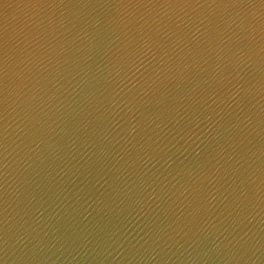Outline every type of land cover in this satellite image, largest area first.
Segmentation results:
<instances>
[{
    "label": "water",
    "instance_id": "1",
    "mask_svg": "<svg viewBox=\"0 0 264 264\" xmlns=\"http://www.w3.org/2000/svg\"><path fill=\"white\" fill-rule=\"evenodd\" d=\"M0 264H264V0H0Z\"/></svg>",
    "mask_w": 264,
    "mask_h": 264
}]
</instances>
